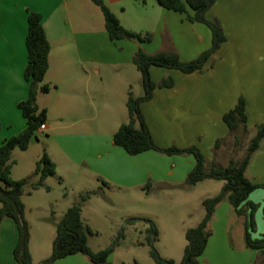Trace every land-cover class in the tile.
Returning a JSON list of instances; mask_svg holds the SVG:
<instances>
[{
  "label": "crops",
  "instance_id": "crops-1",
  "mask_svg": "<svg viewBox=\"0 0 264 264\" xmlns=\"http://www.w3.org/2000/svg\"><path fill=\"white\" fill-rule=\"evenodd\" d=\"M259 1L264 5V0ZM246 2L214 0L204 15L205 19L217 21L222 25L219 26L224 33L227 24L233 22V17L243 12ZM104 4L123 28L135 33H148L150 41L140 44L131 40L110 42L103 28L102 16L89 0H0V142L18 134L24 127L16 105L25 99L27 93V85L22 79L26 13L35 12L41 17L42 29L49 45L48 66L43 83L51 87L44 94L46 100L42 106L38 104L37 99L41 95L38 93L36 105L39 109L56 111L58 120L69 117L68 125L72 127L71 133L63 139L68 143L67 148L60 144L55 157L47 152L54 164L55 173L58 163H67L84 169L79 173L81 178H94L107 185L113 183L116 186L140 189L148 183L151 175L150 169L144 168L143 159L149 158L147 156L152 151L128 156L111 143V136L118 126L127 122V92L132 97L141 96H133L134 85L140 84L139 75L131 71L132 55L137 49L147 54L175 52L182 62H189L208 49L210 34L204 25L190 23L181 14L161 9L155 0H104ZM221 10L224 12V20L217 14ZM232 24L234 32L242 36V30L236 23ZM263 31L264 26L260 28V38L263 37ZM222 56L224 63L220 65L218 60ZM263 64L264 39L249 45L240 39H232L230 35L200 73L182 74L175 70L150 67L148 72L153 83L170 78L173 86L168 89L155 88L151 99L140 105L147 128L150 125L149 112H153L155 117L158 115L163 127H168L165 122L167 120L173 123L184 122L196 130L184 137L186 145L181 144L177 138H170L172 146H194L206 163L213 161L219 166H225L231 158L240 159V150L234 152L232 149V138L221 116L241 96L245 103L247 127L244 144L254 135L256 127L264 120V69L254 76L247 74L245 65L253 69L254 65L258 68ZM127 70H130L131 78L123 75ZM255 81L259 82V86L252 89ZM46 111L44 129L37 132L45 131L46 125L51 123V119H46ZM76 112L82 113L77 115ZM101 124L112 126L107 136L99 129L89 130L90 126L97 128ZM151 138L155 144L163 145L153 136ZM218 139L223 142L213 150V143ZM163 158H167L165 162H172V157ZM185 164L183 175L191 169L193 161L186 159ZM244 177L255 186L247 201L256 207L253 213V237L256 238L264 234V137L251 154ZM59 178L61 180L63 176ZM160 181V178L155 179V182ZM209 181L198 182L194 187L209 184ZM94 189L89 188L88 191ZM226 204L220 203L211 218L213 222L219 208L225 209L222 231L226 239L222 241L223 246L212 253L215 257L225 249L232 250L227 239L231 217L235 218L234 223L238 229L235 239L242 241L239 246L244 248L243 217L236 216ZM16 239L14 223L9 219L2 220L0 264H16L11 254ZM209 241L210 237L205 249ZM28 252L31 262L37 264L49 255L50 247L44 249L43 255H35L33 247L28 245ZM256 258H260V255L249 251L248 264H252Z\"/></svg>",
  "mask_w": 264,
  "mask_h": 264
},
{
  "label": "trees",
  "instance_id": "trees-1",
  "mask_svg": "<svg viewBox=\"0 0 264 264\" xmlns=\"http://www.w3.org/2000/svg\"><path fill=\"white\" fill-rule=\"evenodd\" d=\"M96 6L102 16L103 28L110 42L131 40L137 43L150 41V34L135 33L123 28L116 17L105 6L104 0H89ZM163 10L171 11L184 16L190 23L204 25L210 34V45L207 50L201 52L189 62H182L175 52H156L147 54L137 49L131 58V62L139 74V84L142 94L132 97L127 92L125 107L127 122L118 126L111 136V143L124 151L128 156H135L143 152L154 151L167 156L190 155L193 166L187 172L184 182L188 186L204 180L221 182L219 191L212 197L201 201L203 215L198 223L184 232L185 245L182 256L178 263L170 259H162L151 249L149 256L155 264H199L198 258L203 253L210 232L207 227L212 218L216 206L226 202L236 216L243 217V246L249 251L260 255L256 264L264 263V234L254 238L253 213L255 205L247 201L248 195L255 189L245 177L244 172L248 165L251 154L258 148L260 140L264 137V120L247 141L245 152L240 159H229L225 166H219L213 161L206 163L203 155L194 146L185 148L159 147L154 144L149 130L140 112V105L151 99L155 88H171L173 82L170 78L161 79L158 83L150 80L149 68H162L175 70L182 74L200 73L210 57L226 41L219 24L205 19V13L214 3V0H155ZM26 28L24 36L25 65L22 69V79L27 85L26 97L16 105L24 121L23 129L16 135L0 142V222L4 219L11 220L16 227V244L12 249V258L16 264H33L28 252V232L23 220V204L21 196L27 185L29 190L34 191L43 188L46 192L49 187L44 186V180L55 174V167L46 153L42 152L35 162L32 176L36 181L29 184V179L21 178L12 180L9 177L10 165L8 164L11 152L14 149L25 151L31 138H36L35 133L39 126L44 124L45 110H38L36 97L38 93L46 94L50 86L43 83V78L48 66L49 45L45 38L41 17L35 12H27L25 18ZM221 120L231 136L232 149L239 150L246 137L245 103L238 96L233 106L222 114ZM223 140L218 139L213 143L212 149H217ZM60 182V178H58ZM29 184V185H28ZM101 186H106L100 182ZM147 184L144 185V188ZM99 194L98 189L85 191L77 195L76 202L69 206L55 225L54 237L50 245L49 255L37 264H51L57 260L72 255H83L91 264H104L112 253L114 241L109 247L96 252L91 251L86 242V235L91 231L83 225L80 219L82 204L91 196ZM133 221V220H129ZM148 224L150 235H156V229L152 222L143 220ZM254 264V263H253Z\"/></svg>",
  "mask_w": 264,
  "mask_h": 264
},
{
  "label": "rangeland",
  "instance_id": "rangeland-1",
  "mask_svg": "<svg viewBox=\"0 0 264 264\" xmlns=\"http://www.w3.org/2000/svg\"><path fill=\"white\" fill-rule=\"evenodd\" d=\"M246 3L243 12L237 17H233L235 21L232 22L236 23L238 28L242 30V36L234 32L232 23L227 24L224 34H227L226 38L231 35L232 39H240L243 43L255 45L264 39V31L263 37H259L260 28L264 26V5L259 0H247ZM217 14L224 20L222 10L218 11ZM125 16L128 15L125 14ZM218 61L222 65L224 63L223 56ZM245 66H247V74L254 76L259 75L264 69V64L258 68L257 65H254L253 69H250L252 67L250 65ZM130 67L131 71L138 76L134 66L130 65ZM125 74L131 78L130 70L125 71L123 75ZM252 84V89L259 86L258 81ZM139 94H142L141 87L134 85L133 96ZM37 100L39 106H42L46 96L41 94ZM38 110L41 109L38 108ZM17 111L20 115L18 109ZM80 113L82 112H76L77 115ZM57 114L56 111H50V109L46 111V119H51V123L46 125L45 131L36 132V138L30 139L25 151L14 149L11 152L8 161L10 179L15 181L27 177L29 184L35 182L37 178L32 176V172L35 162L42 152L57 154L60 144L67 148L68 143L64 142L63 139L71 133L72 127L70 128L68 125L69 117L66 116L58 120ZM148 118L150 119L148 129L150 136L163 144L159 146L152 140L159 147L172 146L170 138H177L181 140V144L186 145L187 141L184 137L196 130L194 126L188 127L184 122L173 123L168 120L165 121L168 127H163L158 115L155 117L153 112H149ZM108 125L101 124L97 128L90 126L89 130L99 129L103 135L107 136L112 130V126ZM246 144L243 140L239 149L240 158L245 152ZM149 153L147 156L149 158L143 159L144 168H149L151 171L145 188L144 185L138 189L123 185L116 186L113 183L101 186L94 178H81L79 173L84 170L81 166L61 162L58 163L57 173L44 180V185L49 187V191L46 192L43 189L31 191L26 185L21 196L23 220L27 227L28 245L33 247L34 254L43 255L44 249L50 247L56 223L64 211L76 202L77 195L88 191L89 188H95L98 189L99 194L91 196L82 204L80 219L83 225L91 231L90 235H86L87 246L91 251L103 250L116 241L112 253L104 264H155L149 256L151 249L160 258L170 259L178 263L185 245L183 236L185 230L194 227L199 221V216L203 215V209L200 205L201 199L214 196L218 192L220 182L210 180L209 184L188 186L184 182L186 175L183 174L186 168V159L193 161L190 155L167 156L154 151ZM160 154L162 156H159ZM163 157H172V162H165L167 158ZM168 171L171 173H167ZM169 174L171 175L169 176ZM60 176H63V179L59 182ZM158 178L161 181L155 182V179ZM224 210L219 208L217 218H214L213 222L210 220L208 224L207 229L211 233L209 246L198 258L199 264H248L249 262V250L240 248L239 245L242 241L235 239L238 229L234 223L235 218L232 217L228 223L227 238L228 245L232 250L225 249L219 256H212L214 251L217 252L216 249L223 246L222 241L226 239L222 231ZM236 219L239 221V218L236 217ZM143 220L153 223L156 229L155 236L150 235L148 224ZM258 260L259 258L254 259L253 263L256 264L255 261ZM51 264L91 263L87 257L77 254Z\"/></svg>",
  "mask_w": 264,
  "mask_h": 264
},
{
  "label": "built area",
  "instance_id": "built-area-1",
  "mask_svg": "<svg viewBox=\"0 0 264 264\" xmlns=\"http://www.w3.org/2000/svg\"><path fill=\"white\" fill-rule=\"evenodd\" d=\"M44 129V124L43 125H41V126H39V128H38V130H43Z\"/></svg>",
  "mask_w": 264,
  "mask_h": 264
}]
</instances>
